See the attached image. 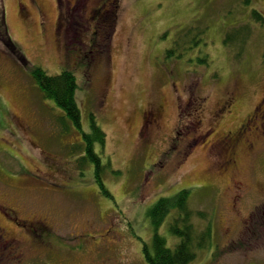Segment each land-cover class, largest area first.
I'll use <instances>...</instances> for the list:
<instances>
[{
  "label": "rangeland",
  "instance_id": "rangeland-1",
  "mask_svg": "<svg viewBox=\"0 0 264 264\" xmlns=\"http://www.w3.org/2000/svg\"><path fill=\"white\" fill-rule=\"evenodd\" d=\"M255 10L264 16V0H0L18 50L0 41V226L18 239L16 250L0 240V264H150L151 209L183 189L195 234L212 228L189 264H264V137L252 150L238 146L228 170L201 140L229 93L238 119L264 97V24ZM234 32L244 40L226 44ZM177 41L179 50L195 42L193 50L168 58ZM39 67L75 74L81 129L44 98L32 77ZM153 102L164 110L148 130L143 112ZM92 115L107 134L104 190L85 158ZM6 212L31 226L18 228ZM178 214L158 229L173 250L181 239L169 224Z\"/></svg>",
  "mask_w": 264,
  "mask_h": 264
},
{
  "label": "trees",
  "instance_id": "trees-1",
  "mask_svg": "<svg viewBox=\"0 0 264 264\" xmlns=\"http://www.w3.org/2000/svg\"><path fill=\"white\" fill-rule=\"evenodd\" d=\"M112 7L116 8L113 4ZM253 16L256 21L264 24V16L258 11H253ZM240 34L244 37L242 33ZM242 37L239 36V33L234 32L227 35L225 43H231L237 38L242 42L244 40ZM0 41H3L12 53H14L13 50L18 51L12 37L6 29L4 11L0 16ZM186 43L187 42H184L182 49L179 50L177 48L178 41L175 42L174 46L166 53L168 58L173 57L174 59L179 60L185 53L192 51L193 49L189 47L195 42H191L188 47L186 46ZM242 50L243 49L241 48L239 52L241 53ZM16 56L19 60L22 58L26 61L25 57H21L20 55ZM188 61L192 62L193 58H190ZM198 61L201 64L207 63L205 59L202 58H198ZM189 62L188 64H190ZM32 77L38 84L44 98L53 100L66 113L67 117L73 122V124L78 129H81V109L76 99L79 85L75 74L69 70H64L58 75H49L45 70L39 67L32 71ZM82 133L83 140L87 146L85 158L89 163L94 165L95 181L98 186L104 190L105 184L101 179L104 164L101 156L105 154L107 134L101 126H99L94 115L91 116L90 132ZM96 148H98V150ZM110 165L111 163L107 162L106 166ZM190 193V189H183L175 198H161L151 209L150 218L156 232L152 240V250L148 245L144 246L145 258L150 264H189L196 259V249L205 248L209 244V241L212 238L211 226L200 235L195 234V226L191 223L193 212L187 205ZM173 210H178L179 214L178 217L169 224V230L173 235L178 236L181 239L180 243L174 250L167 246L166 238L158 234V229ZM199 215L201 219H205V213L200 212ZM256 226L257 223L254 224V228ZM253 233L254 229L249 228V237H252Z\"/></svg>",
  "mask_w": 264,
  "mask_h": 264
},
{
  "label": "flooded vegetation",
  "instance_id": "flooded-vegetation-1",
  "mask_svg": "<svg viewBox=\"0 0 264 264\" xmlns=\"http://www.w3.org/2000/svg\"><path fill=\"white\" fill-rule=\"evenodd\" d=\"M102 10L103 7L99 12H102ZM104 18H107V14L102 19ZM110 22L111 20L108 18L104 23H101L102 26L100 28L104 27L106 24L110 25ZM98 39L99 38H96L92 43H97ZM189 101L188 106H192L193 101L190 99ZM236 103L237 97L229 93L211 112L209 128L201 137L203 143L207 144L208 149L211 151L214 164H222L224 170H228L237 164L238 146L244 144L248 150H252L255 146L254 140L256 137L259 135L264 137V97L260 103L254 107L252 113H248L240 117V119H238L235 114ZM201 106L202 103L198 102V107L195 108L197 109L196 111H198ZM163 110V105L155 102L151 103L143 112V126H146L148 130L159 127ZM179 112H181V110H179ZM227 120H232V125L228 128L224 126ZM243 189L242 184L239 183L236 185L238 193L242 192ZM5 216L6 218H11L12 221L17 224L18 228L24 231L28 230L27 228L31 226L25 221H20L14 215V212H6ZM8 235L9 233L6 232V229L0 226V240L5 241L6 245L16 250L18 239L16 238V240L14 236L10 238Z\"/></svg>",
  "mask_w": 264,
  "mask_h": 264
}]
</instances>
